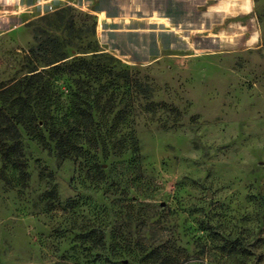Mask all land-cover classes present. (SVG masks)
I'll use <instances>...</instances> for the list:
<instances>
[{
	"label": "rangeland",
	"instance_id": "1",
	"mask_svg": "<svg viewBox=\"0 0 264 264\" xmlns=\"http://www.w3.org/2000/svg\"><path fill=\"white\" fill-rule=\"evenodd\" d=\"M35 30L96 68L53 75L82 151L0 155V264H264V0H0V91Z\"/></svg>",
	"mask_w": 264,
	"mask_h": 264
},
{
	"label": "trees",
	"instance_id": "2",
	"mask_svg": "<svg viewBox=\"0 0 264 264\" xmlns=\"http://www.w3.org/2000/svg\"><path fill=\"white\" fill-rule=\"evenodd\" d=\"M64 12L65 9L62 8L55 11L53 15L62 18ZM93 25L95 26V22ZM94 33L95 29L92 31V34ZM33 40L35 46L31 47L24 56L25 62L33 65L29 68V73L0 91V155L12 170L23 177L26 175L21 161L23 132L33 135L43 147H49L60 159L75 156L76 152L82 151V147H78L75 142H70L71 137L75 138L78 135L79 127L82 125L78 110L74 108V99L69 101L72 109L66 119L65 116L63 118L55 114L60 97L59 92L54 90L53 75L59 72L76 75L84 72L92 74L93 68H96L93 62L83 58H73L69 64L53 66L51 71L38 69V66L34 65L35 62L48 66L65 60L67 54L57 38L48 36L41 30L34 31ZM95 57L97 56H93ZM126 73L124 75L129 80ZM100 101L101 99L98 98L95 103L100 104ZM113 101L114 98L109 97L104 104H112ZM88 105L90 111L86 117L92 125L94 124L93 104ZM64 121L67 126L71 124V127L65 128ZM100 139H102L100 135L95 138V145H98ZM46 140L51 142L53 147L49 146Z\"/></svg>",
	"mask_w": 264,
	"mask_h": 264
}]
</instances>
